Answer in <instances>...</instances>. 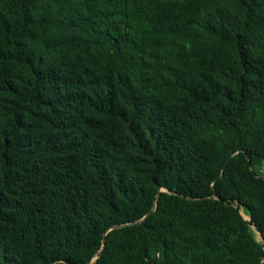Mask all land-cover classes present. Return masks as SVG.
Here are the masks:
<instances>
[{"label": "trees", "instance_id": "16d2710c", "mask_svg": "<svg viewBox=\"0 0 264 264\" xmlns=\"http://www.w3.org/2000/svg\"><path fill=\"white\" fill-rule=\"evenodd\" d=\"M263 164L264 0H0V264H264Z\"/></svg>", "mask_w": 264, "mask_h": 264}, {"label": "rangeland", "instance_id": "374dc122", "mask_svg": "<svg viewBox=\"0 0 264 264\" xmlns=\"http://www.w3.org/2000/svg\"><path fill=\"white\" fill-rule=\"evenodd\" d=\"M259 169V172H261V173H263L264 174V164L260 167V168H258ZM242 212V211H241ZM242 214H243V212H242ZM245 216V215H244ZM246 217V216H245ZM247 218V217H246Z\"/></svg>", "mask_w": 264, "mask_h": 264}, {"label": "water", "instance_id": "95a60500", "mask_svg": "<svg viewBox=\"0 0 264 264\" xmlns=\"http://www.w3.org/2000/svg\"><path fill=\"white\" fill-rule=\"evenodd\" d=\"M103 241H104V239H103ZM100 253H101V250L96 253V256L100 255Z\"/></svg>", "mask_w": 264, "mask_h": 264}]
</instances>
